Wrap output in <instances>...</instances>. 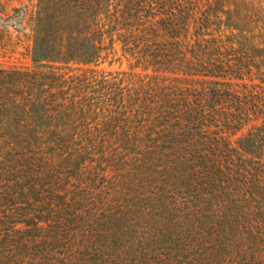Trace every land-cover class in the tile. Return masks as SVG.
I'll use <instances>...</instances> for the list:
<instances>
[{
  "label": "trees",
  "instance_id": "16d2710c",
  "mask_svg": "<svg viewBox=\"0 0 264 264\" xmlns=\"http://www.w3.org/2000/svg\"><path fill=\"white\" fill-rule=\"evenodd\" d=\"M3 13L0 264H264V0Z\"/></svg>",
  "mask_w": 264,
  "mask_h": 264
},
{
  "label": "rangeland",
  "instance_id": "374dc122",
  "mask_svg": "<svg viewBox=\"0 0 264 264\" xmlns=\"http://www.w3.org/2000/svg\"><path fill=\"white\" fill-rule=\"evenodd\" d=\"M36 0H0V10H3L4 16L8 15L13 8L27 6L32 9ZM26 34L17 35L13 31L0 32V40L4 41V46L0 45V67H21L31 68L32 64L29 58L27 48L30 45ZM119 53L114 58H118ZM99 69L105 71H119L126 69V64L120 60L118 62H108L99 65Z\"/></svg>",
  "mask_w": 264,
  "mask_h": 264
}]
</instances>
